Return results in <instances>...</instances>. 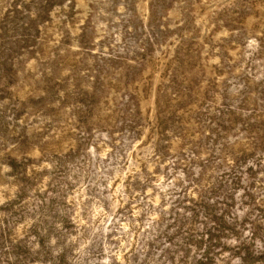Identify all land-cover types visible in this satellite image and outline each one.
I'll return each mask as SVG.
<instances>
[{
    "label": "rangeland",
    "instance_id": "1",
    "mask_svg": "<svg viewBox=\"0 0 264 264\" xmlns=\"http://www.w3.org/2000/svg\"><path fill=\"white\" fill-rule=\"evenodd\" d=\"M0 264H264V0H0Z\"/></svg>",
    "mask_w": 264,
    "mask_h": 264
}]
</instances>
